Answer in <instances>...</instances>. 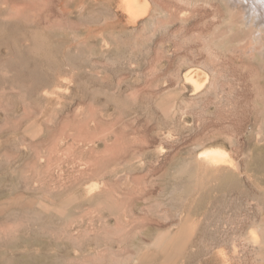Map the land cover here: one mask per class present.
<instances>
[{"label":"rangeland","instance_id":"1","mask_svg":"<svg viewBox=\"0 0 264 264\" xmlns=\"http://www.w3.org/2000/svg\"><path fill=\"white\" fill-rule=\"evenodd\" d=\"M147 1L0 0L19 25L0 38L4 257L264 264V29L229 0Z\"/></svg>","mask_w":264,"mask_h":264},{"label":"bare ground","instance_id":"2","mask_svg":"<svg viewBox=\"0 0 264 264\" xmlns=\"http://www.w3.org/2000/svg\"><path fill=\"white\" fill-rule=\"evenodd\" d=\"M232 1V2H231ZM132 4H133V9L135 10V12L138 14V11H141V13H145L147 10H148V7H149V4H148V1L147 0H131ZM230 3H233L234 4H238L239 6L240 5H245L244 7H247L248 8V17L246 19V22L250 25L252 24L256 29L259 28V29H264V0H229ZM236 6V5H235ZM151 9V8H150ZM143 11V12H142ZM247 11V10H246ZM144 15V14H143ZM254 20V21H253ZM256 20V21H255ZM0 38L2 36V33H4L2 30H4V28H10L11 30L13 31H17L19 30V25L15 22H4V23H0ZM35 28V27H34ZM23 30L27 31V30H31L30 27L28 26H23ZM32 35L35 34L34 36V41L32 43V46H30L31 48V51L32 50H37L38 52H43V48H42V45L38 44V42H36V37H39L40 36L38 35L39 32H32L31 33ZM45 34V33H44ZM33 38V36H31ZM30 40V39H29ZM18 49V48H17ZM19 50V49H18ZM16 50L15 48L13 47H9L8 48V52L11 54V55H16V57H19L21 58L22 54H23V51L22 53L20 51ZM30 52V51H29ZM263 52V51H262ZM261 54V53H260ZM23 58V57H22ZM21 58V59H22ZM23 60V59H22ZM20 62V61H19ZM17 62V63H19ZM9 64H11L12 66L15 65L16 62H12V61H9L8 62ZM16 63V64H17ZM27 62L25 61V59L23 60V64ZM21 66H26V65H23L22 63H19ZM21 66H20V69H21ZM196 69V68H195ZM33 70V69H32ZM30 70V71H32ZM199 69L197 70H192L191 72H189V74L187 75L188 76V79L190 81H192V83H195V84H201L203 83V81L205 80V76L203 73L205 72H201V71H198ZM29 71V72H30ZM34 72V71H33ZM35 74V73H34ZM32 75V74H31ZM41 79V78H40ZM63 80L65 81L66 78H63ZM62 83V82H61ZM194 84V85H195ZM204 84V83H203ZM203 86V85H202ZM201 86V87H202ZM202 158H203V162L204 164L206 165V168L212 170L216 168V172H220L222 173L223 175V179L226 181V183L228 181H230L231 179L234 178L235 174H239V173H236V169L239 170L238 167L235 166L234 164V160H232L230 158V156L223 150H209L207 152H205L203 155H202ZM250 165V164H249ZM248 167H246L247 169ZM250 169V168H249ZM236 171V172H235ZM242 171V170H241ZM256 171L258 173H262V171H264V159H261L257 165H256ZM246 173V172H245ZM249 172H247L246 175H249L250 176V173L248 174ZM252 175V173H251ZM243 176V175H242ZM248 178V177H247ZM212 183V182H211ZM252 202V201H251ZM263 203V202H262ZM1 205V204H0ZM263 205V204H262ZM253 206V205H252ZM211 209V208H210ZM249 209V208H248ZM245 211V210H244ZM247 211V210H246ZM245 211V212H246ZM253 212V211H251ZM243 215V214H242ZM235 216V215H234ZM250 216V215H249ZM27 217V216H26ZM234 218V217H233ZM248 220V219H247ZM250 220V219H249ZM248 220V221H249ZM256 221V220H254ZM30 222V221H29ZM211 222V221H210ZM233 222V221H232ZM241 222V221H240ZM227 223V222H226ZM243 223V222H242ZM249 223V222H248ZM250 224V223H249ZM251 224H252V221H251ZM253 224H255V222H253ZM252 224V225H253ZM225 225V224H224ZM236 225V224H235ZM257 225V224H256ZM257 227V226H256ZM255 227V229L257 230V228ZM231 228V227H230ZM25 229V227H24ZM252 230L251 232H257L259 230ZM227 233V232H226ZM258 233V232H257ZM18 240V237L15 238V241L14 243ZM20 241V240H18ZM17 241V242H18ZM252 242L254 243L253 245L255 244H258L260 243V240H259V237H258V234L254 233L253 235V238H252ZM10 244H13V242H9ZM257 245V246H258ZM165 247V246H164ZM126 249V248H125ZM231 251V250H230ZM137 253V252H136ZM159 253V252H158ZM123 254V253H122ZM235 254V253H234ZM153 255V254H152ZM156 255V254H155ZM232 256V255H231ZM144 257V256H143ZM223 264H231L230 260L227 256V253L224 252L223 254ZM158 258V257H156ZM155 258V259H156ZM163 258V257H162ZM39 260V259H38ZM162 260V259H161ZM23 261V262H22ZM34 261H36L34 259ZM41 261V260H40ZM137 261V260H135ZM155 261V260H154ZM157 261V260H156ZM23 263V264H32L33 263V260L31 257L29 256H26V257H21V258H17L16 257H4L1 253H0V264H19V263ZM39 262V261H38ZM36 261V263H38ZM144 262V261H143ZM152 262V261H151ZM159 262V261H158ZM35 263V262H34ZM39 263H43V262H39ZM45 263V262H44ZM43 263V264H44ZM155 263V262H154ZM161 263V262H160ZM47 264V263H45ZM51 264V263H50ZM57 264V263H56ZM60 264V263H59ZM63 264V263H62ZM138 264V263H137ZM143 264V263H142Z\"/></svg>","mask_w":264,"mask_h":264}]
</instances>
